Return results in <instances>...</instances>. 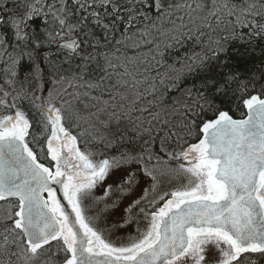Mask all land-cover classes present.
Masks as SVG:
<instances>
[{"label":"snow or ice","instance_id":"snow-or-ice-1","mask_svg":"<svg viewBox=\"0 0 264 264\" xmlns=\"http://www.w3.org/2000/svg\"><path fill=\"white\" fill-rule=\"evenodd\" d=\"M125 3L124 17L116 0H22L15 10L4 9L11 13L5 22L14 41L9 43L0 34V49L7 56L0 75V201L15 197L16 202L0 212V264H264V84L259 95H241L247 109L245 119H234L206 96L209 91L214 95L243 94L250 83L255 88V74L242 81L239 72L222 70L228 59L221 61V57H228L230 42L264 40V0ZM98 8L104 9L103 15ZM37 17L39 30L26 31ZM109 18L110 23H105ZM122 20L126 26L121 38L115 39L117 23ZM93 26L103 29V43L94 36ZM185 39L194 41L200 51L193 52L179 68L164 64V51ZM57 42L64 57L59 62L51 51H43ZM142 45L150 46L147 55L140 51L128 55L129 48L139 50ZM25 58L30 68L21 79ZM193 72L202 76V91L193 98L188 89L187 99H194L202 110L200 101H205L213 113L199 124L190 119L191 107L173 97L184 76ZM68 88L85 109L89 104L81 97L94 101L95 107L108 104L103 100L108 93L109 100L119 101L118 107L150 117L145 131L150 133L155 122L167 129L165 139H180L176 129H186L188 136L196 137L198 142L169 153L170 158H182L188 166L180 163L176 169L160 170L159 175L143 169L153 181L152 192L157 191L160 177L186 181L164 193L171 198L163 207L148 213L141 206L149 189L134 198L136 173L124 165L142 163V155L122 153L93 161L90 153L80 151L77 137L65 122L83 119V115L71 101H65L67 108L54 102L61 92L69 94ZM36 93H47V99L34 106L41 117L38 123L43 127L46 155L55 161L54 170L40 163L29 146L25 138L32 125L16 108L15 101L30 94L42 100ZM177 116L180 123H172ZM33 140L41 142L36 136ZM73 157L78 164L72 163ZM122 169V174L114 175ZM108 179L111 183L106 184L103 196L95 197L92 190ZM50 183L62 186L64 199L75 213V224ZM42 192L48 193V199ZM126 197L131 200L123 207L121 201ZM89 199L103 201L102 212L122 208L127 213L123 224L111 223L112 229L132 223L138 208L135 215L143 214L147 221L144 231L127 245L105 240L103 230L84 215L82 204ZM41 257L46 259L41 261Z\"/></svg>","mask_w":264,"mask_h":264},{"label":"trees","instance_id":"trees-1","mask_svg":"<svg viewBox=\"0 0 264 264\" xmlns=\"http://www.w3.org/2000/svg\"><path fill=\"white\" fill-rule=\"evenodd\" d=\"M22 0H0V11H2L4 21L0 23V34L9 42L14 41L12 29L6 23V19L11 15L10 12L4 11V9L15 10L17 5ZM50 2V0H49ZM120 5V15L125 16L124 9L127 7L125 0H116ZM111 11V9H108ZM101 15L104 13L103 8L96 9ZM182 14V13H181ZM187 17H185V21ZM105 23H110V18L105 19ZM32 27L26 29L31 31L35 28L37 31L41 26V20L39 17L35 18L32 22ZM91 26V22H90ZM126 26V21L122 20L117 23V31L114 34L115 39L121 38V32ZM92 31L96 38H99L103 43L104 31L100 27H92ZM84 39L83 36L80 37ZM91 39V38H90ZM109 39H113V35H109ZM148 45H142L139 50L129 48L127 50L128 55H132L134 51H140L147 55ZM228 57H221V61L228 59V64L222 69L224 72L234 71L240 73V79L247 81L253 74L256 75L255 88L250 83L246 93L237 91L233 94L231 91L227 95H214L212 91L206 93L208 100H210L215 106L221 110L228 111L235 118H243L246 115V108L242 105L241 95L243 98H248L250 95L260 94V85L264 84V40L257 38L254 44H241L240 42H230ZM11 51V48H9ZM44 52L51 51L53 53V59L57 62L64 59V57L58 52V42L51 45L50 49H44ZM124 51V48H121ZM200 51V48L192 40H182L180 43L174 44V46L167 48L164 51L163 63L166 65H175L177 68L181 67L182 64H187V57L191 56L193 52ZM211 55V53H209ZM7 56L3 54V50L0 49V75L3 74L5 67V61ZM74 61L73 63H76ZM217 63L218 62H213ZM30 68V62L27 58L24 59L20 67L21 79L25 72ZM161 72L167 71L165 68L159 69ZM217 70H220L219 67ZM99 75V73H96ZM202 76L193 72L184 76L179 85V90L173 93L174 98H178L181 103L188 104L192 111L189 114L191 120H195L199 124L203 120L212 118L213 113L207 108L205 101L201 100L200 104L204 105L203 110L197 107L194 99H187L188 89L192 90V97L195 98L199 91ZM67 88V84L64 85ZM235 87V85H234ZM81 91H84L81 89ZM74 90L68 88V93L61 92L54 102L57 107L63 105L67 108L68 105L65 101H71L72 105L79 109L83 115V119L72 120L65 122V127L71 132L72 135L76 136L79 143L85 149H97L102 154L110 153L114 156H120L122 153H131L133 155L144 157L143 162L154 163L156 160H163L164 158H170L169 153H176L186 148L187 145L198 142L196 137L188 136L186 129H176L180 133V139L173 136L170 139H165L167 129H161V127L153 122L151 125L152 131L149 133L145 129L149 128L148 120L150 117L147 114H142L139 111H131L128 107H118L119 101L109 100L108 93H105L103 100H108V104H100L95 107L92 105L94 101L87 100L81 97V100L89 104L87 109L84 108L83 103H77L74 96L71 94ZM42 100L34 99L33 95H29L27 98H20L15 101L16 108H21L25 111L27 118L29 119L32 127L29 129L30 135L26 137L30 147L34 152L37 153L38 159L45 165L53 166L54 163L50 157L46 155V142L44 141V132L40 121V113L37 107L43 100L47 99V93H41ZM92 95H98L93 92ZM11 102V97L9 98ZM98 108H102V111H98ZM15 109L12 110L14 112ZM11 114V113H7ZM171 119V118H170ZM181 117L177 116L172 123L179 124ZM33 136H36L41 142L37 143L33 140ZM102 138V139H101ZM163 145V150H162ZM43 149V150H42ZM149 156L151 159H149ZM16 199H10L7 201H0V212L3 211L10 204H14ZM62 255V254H61ZM46 257H41L40 260H44ZM36 264H40L37 261Z\"/></svg>","mask_w":264,"mask_h":264},{"label":"rangeland","instance_id":"rangeland-1","mask_svg":"<svg viewBox=\"0 0 264 264\" xmlns=\"http://www.w3.org/2000/svg\"><path fill=\"white\" fill-rule=\"evenodd\" d=\"M36 95H41V93H36ZM35 99V96H34ZM38 101V99H36ZM21 111L25 113V111L21 108H18ZM26 114V113H25ZM68 129V128H67ZM77 147L80 149L81 152L85 153H90V158L93 161H99L101 159L105 158H111L114 157V155L110 153H100L99 151L95 150H89L85 149V147L80 146L81 144L79 143L78 139L76 140ZM80 144V145H79ZM172 153V152H171ZM118 157V156H116ZM180 163H184L185 166H188V163L184 161L182 158L180 160L172 159V158H164L163 160H156L154 163H145L142 162L140 164L133 163V164H128L124 165L125 169H130L131 171L136 173V179L138 180V183L136 185L135 193H134V198L139 199L141 196L144 194V189H149V195L148 198L143 200L141 202V206L145 207L146 203H151V204H158L161 201H165L167 198H171L169 196H164L165 192L170 193L171 191L175 190L177 187L180 186L181 183H186L185 180H174V179H169L168 177H160V182L157 185V191L152 192L151 191V184L153 181L151 180V177L145 176L143 169L146 167L148 169H153L157 172V175H159V171L163 170L165 168H171V169H176ZM54 166V165H53ZM53 166H50L53 168ZM155 166V169H154ZM123 169L121 170L120 173H115L114 175L122 174ZM107 183H111V179H108L106 181H101L100 183L97 184V186L92 190L93 195L95 197H101L103 196L104 189L106 187ZM164 196V199L161 200L160 197ZM131 198H125L124 200L121 201L123 207H127L128 203L130 202ZM110 203V201H109ZM83 210H84V215L86 218H88L91 221V216L93 210L91 208L97 209L98 216L101 217V219H98L100 222L93 221V224L96 226L102 225L103 221L105 224H111L112 222L119 221L121 224H123V219L122 217L126 216L127 213L123 211V209H109L108 212H102V209L104 208V202L100 201L98 203H94L91 199L84 201L82 204ZM148 213H151L149 211H146ZM135 213H138V208L134 209V219L133 222L125 225L120 231H123V233H127V239H124L123 241H119V238H112V237H104L105 240L113 243L116 246H121V245H127L130 242L131 238H139L140 234L144 231L145 226L147 224V221L143 218V214H139V216H136ZM105 218H107V223L105 222ZM139 220V223L136 222V220ZM150 219V217H149ZM98 228V227H97ZM137 228L140 229V232H137ZM113 232V231H110ZM129 234V237H128ZM131 234V235H130ZM118 239V240H116Z\"/></svg>","mask_w":264,"mask_h":264},{"label":"flooded vegetation","instance_id":"flooded-vegetation-1","mask_svg":"<svg viewBox=\"0 0 264 264\" xmlns=\"http://www.w3.org/2000/svg\"><path fill=\"white\" fill-rule=\"evenodd\" d=\"M92 150H95V151L98 152L97 149H92ZM76 162H77V164L79 163V161H77V160H76ZM167 199H170V198H167ZM166 200L165 201H161L158 204L146 203L145 204V211L152 212V211L158 210L160 207H163V205L166 202ZM91 210H93L92 215H90L92 224H93V221H96V220L98 222H100L98 219H95L98 216L97 209L91 208ZM94 226H96V225H94ZM96 227H98L99 229L103 230V237L119 238L120 239L119 241H123L124 239H127L126 238L127 237V233H123V231H120L119 229H121V228L112 229L111 228V224H105L104 221H103L102 225L96 226ZM105 229H107V230H105ZM110 231H113V232H110ZM128 237H129V234H128ZM116 240H118V239H116Z\"/></svg>","mask_w":264,"mask_h":264},{"label":"water","instance_id":"water-1","mask_svg":"<svg viewBox=\"0 0 264 264\" xmlns=\"http://www.w3.org/2000/svg\"><path fill=\"white\" fill-rule=\"evenodd\" d=\"M0 17H3V14H2V11H0ZM2 21H0L1 23ZM246 112H247V109H246ZM247 114V113H246ZM231 115V114H230ZM232 116V115H231ZM233 117V116H232ZM234 119H245L247 118V115H245V117L243 118H235L233 117ZM26 139V138H25ZM30 146V145H29ZM64 151L66 152L67 149H64ZM50 157V156H49ZM51 159V157H50ZM72 159V163L73 164H77L76 162V159L73 157L71 158ZM39 160V159H38ZM52 161V160H51ZM40 163H42L40 160H39ZM54 163V166H55V161H52ZM45 165V164H44ZM46 167H50L48 165H45ZM54 166H53V170H54ZM52 168V167H51ZM50 186L51 188L54 190L55 192V198L57 200L60 201V205L61 207L63 208L64 212L66 213V215H68L69 219L75 224V213L72 211V206L68 203V201L66 199H64V195H63V189H62V186L59 185V184H54V183H50ZM42 197L44 199H48V193L47 192H42L41 193ZM10 199H16L15 197H9L8 200ZM78 227V225H77Z\"/></svg>","mask_w":264,"mask_h":264}]
</instances>
